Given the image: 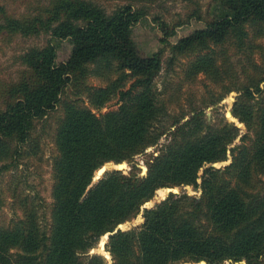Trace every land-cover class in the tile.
<instances>
[{
	"label": "trees",
	"instance_id": "1",
	"mask_svg": "<svg viewBox=\"0 0 264 264\" xmlns=\"http://www.w3.org/2000/svg\"><path fill=\"white\" fill-rule=\"evenodd\" d=\"M23 1V12L0 4V35L50 38L21 55L17 80L0 85V175L38 154L37 122L57 112L53 201L13 191L23 218L0 224V264H107L88 254L101 237L138 215L155 193L185 185L200 196L171 193L146 211L139 227L110 237L115 264H264V66L255 60L256 53L264 58L258 43L264 0H215L205 27L179 39L166 62L162 49L133 57L134 27L147 14L135 0L112 13L101 0ZM55 40L73 45L70 61H58ZM234 49L245 57L241 81L233 71ZM178 55H193L188 82L203 73L222 90L217 99L238 93L232 114L246 125L245 135L223 114L209 122L203 107L193 106L186 120L188 113L171 114L152 84ZM90 76L105 85H91ZM115 97L122 102L117 110L93 112ZM163 136L146 175L134 163L127 173L108 171L93 183L106 162L130 163ZM229 155L231 163L215 165Z\"/></svg>",
	"mask_w": 264,
	"mask_h": 264
},
{
	"label": "rangeland",
	"instance_id": "2",
	"mask_svg": "<svg viewBox=\"0 0 264 264\" xmlns=\"http://www.w3.org/2000/svg\"><path fill=\"white\" fill-rule=\"evenodd\" d=\"M24 2L23 0H0V4H5L13 12H23L25 9L23 7ZM126 2L127 0H101L99 4L108 13H112ZM133 2L137 8H144L147 11L146 16L134 27L131 42V53L133 57L135 59L149 58L154 52L162 49V56L166 62L172 56V46L179 39L188 36L196 29L205 27L206 20L208 18L210 19L209 14L214 6L215 0H135ZM198 14L201 17H198ZM164 26L167 33L163 30ZM49 38L50 35L48 34H42L39 37H23L21 35L6 37L0 35V85L4 82L17 80L19 70L22 69L21 55L31 47L44 46ZM259 42L264 45V39H260ZM54 43L58 47V61H70L73 45L69 40H55ZM234 52L235 49L232 52L233 71L237 73L238 79L241 81L244 78L243 66L245 64V57L238 53L234 55ZM192 57L193 55H178L173 65H167V63L164 65L166 69L163 68L164 70L158 74L152 84L153 90L158 94L157 97L161 96L166 99V104L171 114L180 116L182 113H188L184 120L193 114V112H189L193 106L203 107V111L209 122L215 121L217 114V116L223 114L227 121L234 122L241 129V136L245 135L247 130L246 125L236 119L232 114L235 96L238 94L236 91H232L219 100L217 97L222 93V90L213 87L206 79L205 74L198 73L197 80L194 82H188L185 79V69ZM255 60L264 66V58L260 53L255 54ZM88 82L94 86L105 85L103 80L94 76H90ZM127 86H129V83H127ZM80 99L84 101L86 106L91 107L87 97L82 96ZM121 103L119 98L115 97L100 110L93 109V112L100 115L108 111L117 110ZM228 113L231 115V118ZM58 115L59 113L52 112L46 117L47 119L37 122L35 141L39 148L38 154L36 156L31 155V157L25 155L20 159L18 169H10L0 175V224L9 219L19 220L23 218L22 210L17 209V206L14 204V199L11 198L16 188L32 196L39 193V196L43 198L45 203H52V164L53 158L57 154L53 143V133ZM177 125L179 124L175 126ZM164 137L157 144L148 147L146 154L135 156L133 158L134 161L130 163L127 160L124 161L127 163V166L123 171L127 173L131 169V166L135 165L134 163H137L136 166L140 169L141 167L148 168L146 163L149 155H156L160 151V146L166 140ZM236 143L239 144L240 139L236 140ZM231 161L232 157L229 155L227 161L215 165L222 167L231 163ZM109 162L116 163L115 161ZM112 170L116 169H110L109 171ZM262 178L264 179V176ZM97 181L96 172L93 183ZM183 189H186L189 195H197L199 197L201 194L195 191L193 186L186 185V188L183 186L163 189L157 194V197L159 195L166 196L170 191L180 193ZM45 209L47 210V208ZM138 223L137 221L135 224L138 225ZM99 243L93 248L98 250ZM96 254L102 255L105 258L103 252L97 251ZM105 260L107 264H115L114 258L112 261L106 258Z\"/></svg>",
	"mask_w": 264,
	"mask_h": 264
},
{
	"label": "water",
	"instance_id": "3",
	"mask_svg": "<svg viewBox=\"0 0 264 264\" xmlns=\"http://www.w3.org/2000/svg\"><path fill=\"white\" fill-rule=\"evenodd\" d=\"M145 153H147V150L145 151ZM124 164H126V166H127V163L124 162V161H122L120 163L107 162L105 165L102 166V168H100L97 171V179L98 180L101 179L110 169H114L115 168L116 170H124L126 168V166H124ZM141 169H142L141 175H146L147 172H148V168L141 167ZM171 193L172 194H176L174 191H170L164 198H158L156 196V193H155L152 199L144 202L141 205L140 212L138 213V215H136L135 217H133L131 220H128L126 222L117 224L114 227L113 230L107 231L102 236V239L100 240L98 250L92 248L90 250L89 254L90 255H94V254L97 253V251H100V252H103L104 253V256H105V258L107 260H109V261L111 260L112 261L113 260V256H112L111 252H109L107 250V244H108V241H109L110 237L113 236V235H115V234H117L119 231H129V230H132L134 228L139 227L141 224L144 223V220H145L144 219V214L146 213V211H149V210L155 208L157 205L161 204ZM137 221L139 222L138 225L135 224ZM128 223H129L130 226H127ZM200 263L207 264L205 261H201L199 263L184 262V263H181V264H200ZM234 264H246V262L245 261H237Z\"/></svg>",
	"mask_w": 264,
	"mask_h": 264
},
{
	"label": "bare ground",
	"instance_id": "4",
	"mask_svg": "<svg viewBox=\"0 0 264 264\" xmlns=\"http://www.w3.org/2000/svg\"><path fill=\"white\" fill-rule=\"evenodd\" d=\"M160 193V192H159Z\"/></svg>",
	"mask_w": 264,
	"mask_h": 264
}]
</instances>
